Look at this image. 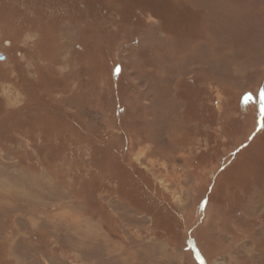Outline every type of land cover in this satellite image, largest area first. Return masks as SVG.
I'll return each instance as SVG.
<instances>
[{"label": "rangeland", "instance_id": "1", "mask_svg": "<svg viewBox=\"0 0 264 264\" xmlns=\"http://www.w3.org/2000/svg\"><path fill=\"white\" fill-rule=\"evenodd\" d=\"M0 264H264V0H0Z\"/></svg>", "mask_w": 264, "mask_h": 264}, {"label": "water", "instance_id": "2", "mask_svg": "<svg viewBox=\"0 0 264 264\" xmlns=\"http://www.w3.org/2000/svg\"><path fill=\"white\" fill-rule=\"evenodd\" d=\"M5 57H6V54L1 52V53H0V60L5 59Z\"/></svg>", "mask_w": 264, "mask_h": 264}]
</instances>
